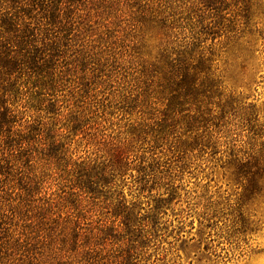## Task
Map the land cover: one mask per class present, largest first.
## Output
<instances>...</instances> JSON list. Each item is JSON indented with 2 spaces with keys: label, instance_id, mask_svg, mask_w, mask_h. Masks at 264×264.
<instances>
[{
  "label": "clouds",
  "instance_id": "1",
  "mask_svg": "<svg viewBox=\"0 0 264 264\" xmlns=\"http://www.w3.org/2000/svg\"><path fill=\"white\" fill-rule=\"evenodd\" d=\"M0 19V264H264V0Z\"/></svg>",
  "mask_w": 264,
  "mask_h": 264
},
{
  "label": "trees",
  "instance_id": "2",
  "mask_svg": "<svg viewBox=\"0 0 264 264\" xmlns=\"http://www.w3.org/2000/svg\"><path fill=\"white\" fill-rule=\"evenodd\" d=\"M204 2H205V6H211L213 0H204ZM0 25H3L5 27L6 31L11 29V24L6 19H0ZM4 63L7 64L6 61ZM184 80L186 82L187 81V77H184Z\"/></svg>",
  "mask_w": 264,
  "mask_h": 264
}]
</instances>
